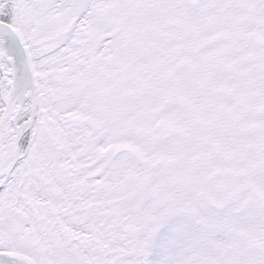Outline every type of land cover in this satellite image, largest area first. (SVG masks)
<instances>
[{"label": "snow or ice", "instance_id": "snow-or-ice-1", "mask_svg": "<svg viewBox=\"0 0 264 264\" xmlns=\"http://www.w3.org/2000/svg\"><path fill=\"white\" fill-rule=\"evenodd\" d=\"M0 264H264V0H0Z\"/></svg>", "mask_w": 264, "mask_h": 264}]
</instances>
